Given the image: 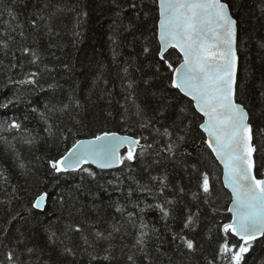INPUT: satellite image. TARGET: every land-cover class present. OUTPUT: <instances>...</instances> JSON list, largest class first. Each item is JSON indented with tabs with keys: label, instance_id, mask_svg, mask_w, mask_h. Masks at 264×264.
Wrapping results in <instances>:
<instances>
[{
	"label": "trees",
	"instance_id": "obj_1",
	"mask_svg": "<svg viewBox=\"0 0 264 264\" xmlns=\"http://www.w3.org/2000/svg\"><path fill=\"white\" fill-rule=\"evenodd\" d=\"M52 3L64 8L50 22L52 26L51 36L45 34V20L40 21V28L34 30L30 24L33 13L37 12V0H0V33L5 31V22L10 20L9 11H14L18 17L19 24L23 26L24 36L19 35L21 28L17 27L11 35L13 40L9 41V54L5 56L0 51V61L3 65L9 62L19 65L14 71H7L0 65V104L13 99V103L7 108L0 107V123L17 120L22 128L19 132H0V229L9 228V238L5 240V234L0 231V261L4 260V254L15 245L13 240L18 238L17 229L30 235V230L35 236L30 240L29 246H44V232L37 230V219L45 224L51 222L60 232L68 224H79L83 228L84 235L89 239L96 231L107 234L113 225L125 227L120 233H116L112 241L113 252L116 259L112 264H128L127 255L135 252L136 230L127 223V214L134 213L141 217L148 225L146 231L155 229L151 233V239L147 247L154 264H206L205 257L211 258L215 248V239L209 236H217L216 225L226 222L230 217L226 208L229 203L228 197L222 195L215 201L212 207H219V213H213L206 204H199L192 199V193L196 191L195 182L190 181L189 174L183 170L181 165L170 160H162L159 164L152 163L156 157L149 155L141 162L133 165V171L120 168L113 171H102L94 167L96 172L93 180L84 175L73 174L64 177H53L48 174L47 160L50 157L63 155L77 139H92L93 134L101 131H116L122 135H139L140 129L136 126L137 117L134 109L130 110L129 123L121 122L123 105L126 104L125 96L128 95L127 87L129 80L138 81L137 99L142 105L146 100L145 80H149L153 87L148 89L158 91L161 87H167L168 76L163 69V78L156 77L155 66L158 61L156 51L159 47L156 39L155 25L158 13L155 10L153 0H51ZM134 2L136 9L129 7ZM233 17L238 21V32L240 36L239 72L238 77L242 85L241 92L251 116V122L255 129L264 130V0H228ZM139 12V16H137ZM87 13V15H83ZM145 13H148L147 17ZM15 27L17 21H11ZM134 25V27L130 26ZM130 29V30H129ZM79 33V35H75ZM25 37H27L25 39ZM33 37H36L34 40ZM23 47L35 48L40 53L38 65L29 63L30 56H25L21 49ZM148 47L151 51L144 54L143 49ZM170 59L178 65V53L175 50ZM15 57V58H14ZM69 65L65 69L64 65ZM47 68L40 77V84L45 91L32 86L10 83L8 76L13 81L25 78V74ZM127 68V74L124 69ZM49 84H55L54 89L48 88ZM75 93L76 97L85 105V110L77 114L75 110L68 114H56L48 123L56 127L54 132L65 126L73 127L74 119L83 122V126H76L78 133L69 135L67 141L57 142L49 137L46 124L38 113L31 111L33 107L43 110L44 103L68 102V97ZM173 97V105L169 110L168 119L165 124L179 112L177 104L190 108L187 98L182 97L176 90H170ZM89 97L91 98L89 100ZM147 111L151 114L154 101L150 95L147 99ZM111 112L109 117L107 114ZM159 127V125H157ZM76 130V129H74ZM151 136L149 131L143 133ZM26 137L35 138L31 145L24 143ZM255 143L264 151V132H260ZM193 153V157L200 160V167L213 173V183L217 192H221L222 168L214 158H209L206 146L201 143L200 133L193 121V131L182 146L181 151ZM203 153V155H201ZM183 159L182 157H180ZM195 162L190 159L189 163ZM20 163L25 165L27 175H22ZM258 163H264V157L258 159ZM151 167L145 171V165ZM168 173L170 188L165 196L177 201L176 220L169 219L167 222L161 219L160 213L155 209H145L140 213L133 203L129 202L128 191H134L132 201H139L140 208L145 204H155L158 199L154 198L157 185L149 180V176ZM264 172V168H260ZM35 174V175H33ZM8 177L4 183L3 178ZM149 184L153 188L151 194L137 190V183ZM183 187L184 192L179 189ZM15 189V191H13ZM91 190V194H89ZM47 191L50 199L46 205V214L39 210L29 211V202L39 193ZM224 192L227 190L224 189ZM60 196L69 199L71 196L79 198L75 208H60L55 203ZM160 199H163L161 197ZM119 203L126 208L124 215L115 211V204ZM69 203L71 200L69 199ZM186 206L192 212L199 210L200 220L197 227L189 232L184 230L183 234L194 238L198 248L195 253L178 251L181 244L179 240L173 241L175 232H181L182 217L186 213ZM82 208L81 212L77 209ZM19 213V215H17ZM13 217L16 219L13 220ZM11 222V223H9ZM209 229L213 231L209 233ZM71 239H64L65 244L73 247L76 256L60 257L57 259L53 252L56 264H88V256L84 254L85 245L81 235L70 233ZM159 237V238H158ZM8 244L4 248L3 244ZM203 245V249H200ZM107 242L97 245L107 247ZM159 248V251H157ZM23 251V249H20ZM48 251H52L48 249ZM91 251V249H89ZM104 253L101 251V255ZM33 260L36 258L33 257ZM247 264H264V239L259 240L253 246V250L246 256ZM137 264H146L142 256L137 253Z\"/></svg>",
	"mask_w": 264,
	"mask_h": 264
},
{
	"label": "snow or ice",
	"instance_id": "obj_2",
	"mask_svg": "<svg viewBox=\"0 0 264 264\" xmlns=\"http://www.w3.org/2000/svg\"><path fill=\"white\" fill-rule=\"evenodd\" d=\"M153 4L158 13L154 35L159 43L154 75L163 78V69H166L170 75L167 78V87L151 91L150 94L148 89H151L153 85L149 80L144 81L147 87L146 100L143 105L137 99L138 81L129 80L127 87L130 91L125 96L126 104L122 106L124 111L121 113V122L128 124L130 110L134 109V115L137 117L136 126L141 130L140 134L120 135L116 131H101L99 134H93L92 139H77L63 155L50 157L47 160L48 174L56 178L78 174L81 175L82 180L84 179L83 174H86L94 180L97 174L91 170L90 165H95L99 169L121 167L133 171V165L149 155L156 157L152 162L154 164H159L165 159L173 161L181 165L183 170L189 174L190 181L195 182L196 191L192 193V199L197 202L198 209L199 204H206L213 213H219V207H212L213 203L218 201L222 195L227 196L229 200L226 211L230 217L226 222L216 225V237L209 236V239H215L216 244L211 258L205 257L206 264H247V254L253 250L256 242L264 239V172L260 171V168H264V163H258V159L264 157V151L255 143L256 136L264 130L254 128L250 119L251 113L241 92L242 85L238 77V52L240 51L238 21L231 13L228 0H153ZM36 7L38 11L33 13L29 21L32 28L39 29V22L45 20V13H47L48 22L44 25L47 30L45 34L51 36L50 22L58 13L63 12L64 8L52 3L51 0H37ZM129 7L136 9L137 5L132 2ZM83 15L86 16L87 13ZM147 15L148 13H145L146 17ZM9 16L10 20L5 22V31L0 33V51L5 56L9 54V41L14 39L11 33L19 27L21 28L19 35L24 36L23 26L19 24L14 11L10 10ZM13 20L17 21L15 27L11 23ZM131 27L134 25H131L130 29ZM33 39L35 40L36 37ZM170 49L178 53V65L170 59L172 55ZM21 51L25 56L31 57L30 64L38 65L41 57L37 49L23 47ZM150 51L148 47L143 49L144 54H149ZM0 65L9 72L17 67L23 68L22 62L19 65L12 62L3 65L0 61ZM64 68L69 69V65L65 64ZM44 71L50 70L45 68L28 72L24 79L18 81H13L10 75L7 78L10 83L28 85L33 89L39 88L40 91H45L40 84V77ZM124 72L127 74V68ZM55 87V84L48 85L51 89ZM170 90H176L182 97L187 98L190 108L178 103L179 112L170 123L165 124L164 121L169 118L168 113L173 105ZM149 95L154 101L150 115L147 111ZM13 99H18V97ZM13 99L0 104V107L7 108L13 103ZM73 110L77 114L85 110V105L74 92L68 97L67 103L46 101L43 110L37 107L31 109L32 112L39 114L47 126L46 131L49 137L57 142L67 141L69 135H77L76 126H83V122L73 117L75 121L73 127L65 126L58 132H54L53 128L56 126L49 124L48 121L58 113L68 114ZM107 115L111 117L112 113L109 112ZM193 121L199 130L201 143L208 150L209 158H214V161L222 166L221 192H217L213 183L214 179L219 178L214 177L213 173L206 168H201V161L194 158L192 152L181 151L193 131ZM21 128V123L15 119L10 123H0V132H19ZM145 131L150 132L151 142H149V136L143 135ZM34 140L35 138L26 137L24 143L31 145ZM190 159L195 162L189 163ZM18 167L23 170L22 175L28 174L23 163H20ZM150 167L151 164L145 165V171ZM2 175L3 173H0V176ZM149 180L158 186L154 197L158 199V202L145 204L144 208H140L139 201L131 200L134 194L131 188L128 191L129 202L133 203L140 213H143L145 209H155L165 222L169 219L176 220L177 201L165 196L170 188L168 173L165 171L162 175H150ZM3 182L7 183L8 177L5 176ZM136 183L138 191L149 194L153 192L149 184ZM224 189L227 191L224 192ZM179 191L183 193L184 188L181 187ZM161 197L163 199H160ZM49 199L50 194L47 191L39 193L29 202V211L35 209L46 214ZM69 199L60 196L55 203L62 209L75 208L79 203V198L71 196ZM186 209L182 217L181 232L173 233L172 239L181 242L178 251L183 254L186 250L191 254L197 251L198 245L194 238H189L183 232L185 229L192 232L197 227L200 214L199 210L194 213L187 206ZM82 210V208L77 209L78 212ZM115 211L123 216L126 208L117 202ZM15 219L13 217V220ZM36 219L37 225L33 227L43 230L44 246L30 247L29 242L35 236V232L30 230L29 235L17 229L18 238L12 241L15 246L4 254V260L0 261V264H56L53 252L57 259L67 256L75 257L74 248L65 244L64 239L61 238L70 240V233L81 235L85 245L83 252L89 258L88 264H112V261L116 259L112 241L115 239L114 234L120 233L124 225H113L107 234L96 231L89 239L88 235H84L83 228L79 224L75 226L68 224L60 232L51 222L45 224L39 218ZM127 223L136 230L133 244L135 252L127 255L128 264H137V253L142 256L146 264H154L147 244L151 239V233L156 230L153 228L146 231L148 225L132 212L127 214ZM0 231L5 234L4 238L7 240L10 229H0ZM208 231L211 234L213 230ZM104 242H107L108 246L101 247L98 251L97 245H102ZM3 247L8 248V244L4 243ZM199 247L203 249V245ZM33 257L36 259L33 260Z\"/></svg>",
	"mask_w": 264,
	"mask_h": 264
},
{
	"label": "water",
	"instance_id": "obj_3",
	"mask_svg": "<svg viewBox=\"0 0 264 264\" xmlns=\"http://www.w3.org/2000/svg\"><path fill=\"white\" fill-rule=\"evenodd\" d=\"M171 50L172 49H170L169 51H171ZM238 56H239V53H238ZM238 72H239V64H238ZM120 135H122V134H120ZM84 140H87V139H84ZM90 167H94V168H96L98 170H102V171H113V170H118L121 168V167H116V168H109V169H99L95 165H90ZM221 168H222V166H221Z\"/></svg>",
	"mask_w": 264,
	"mask_h": 264
}]
</instances>
